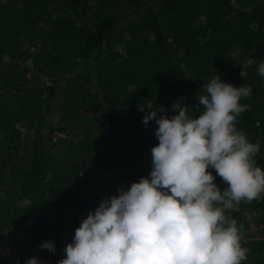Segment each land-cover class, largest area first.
<instances>
[{
  "label": "trees",
  "instance_id": "16d2710c",
  "mask_svg": "<svg viewBox=\"0 0 264 264\" xmlns=\"http://www.w3.org/2000/svg\"><path fill=\"white\" fill-rule=\"evenodd\" d=\"M261 62L264 0H0V240L150 178L159 140L144 110L182 102L198 117L218 75L252 88L236 127L259 143L264 170ZM258 210L264 194L225 214L241 236ZM241 245L242 264H264V239Z\"/></svg>",
  "mask_w": 264,
  "mask_h": 264
},
{
  "label": "clouds",
  "instance_id": "9594fccd",
  "mask_svg": "<svg viewBox=\"0 0 264 264\" xmlns=\"http://www.w3.org/2000/svg\"><path fill=\"white\" fill-rule=\"evenodd\" d=\"M258 73L264 77V62ZM202 88L196 97L195 110L202 109L198 117L191 116L182 102L173 104L178 115L170 117L163 106L144 110L143 123L147 127L155 120L159 140L151 149L150 178L141 177L90 211L58 264H242L247 260L237 222L225 213L264 194V170L254 159L260 145L249 142L236 127L237 117L250 109L240 101L251 96L252 88L224 83L219 75ZM217 176L227 185L223 191L215 183ZM41 249L56 251L53 242L43 243ZM25 264L41 261L31 257Z\"/></svg>",
  "mask_w": 264,
  "mask_h": 264
},
{
  "label": "rangeland",
  "instance_id": "374dc122",
  "mask_svg": "<svg viewBox=\"0 0 264 264\" xmlns=\"http://www.w3.org/2000/svg\"><path fill=\"white\" fill-rule=\"evenodd\" d=\"M159 109H157L158 111ZM170 117L176 115L175 112L166 110ZM163 115L164 113H160ZM212 174L215 176L214 170ZM222 181L220 177H216L215 183L219 185ZM27 203L24 202L20 209H25ZM89 211L81 213H55L48 219H39L36 223H21L17 228L7 231L4 236L9 245L15 251H21L29 259L38 257L41 264H58L64 259L66 246L73 241L75 230L80 227L83 220L87 218ZM242 223L245 225L241 233V240H260L264 239V213L259 210L245 214L241 217ZM45 242H53L56 248L55 253L48 250H42L41 245Z\"/></svg>",
  "mask_w": 264,
  "mask_h": 264
},
{
  "label": "built area",
  "instance_id": "2783aa9c",
  "mask_svg": "<svg viewBox=\"0 0 264 264\" xmlns=\"http://www.w3.org/2000/svg\"><path fill=\"white\" fill-rule=\"evenodd\" d=\"M27 260L24 253L15 251L6 240H0V264H25Z\"/></svg>",
  "mask_w": 264,
  "mask_h": 264
}]
</instances>
